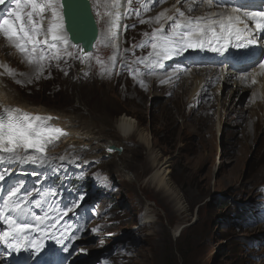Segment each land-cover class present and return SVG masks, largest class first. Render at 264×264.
Instances as JSON below:
<instances>
[{
    "label": "rangeland",
    "instance_id": "obj_1",
    "mask_svg": "<svg viewBox=\"0 0 264 264\" xmlns=\"http://www.w3.org/2000/svg\"><path fill=\"white\" fill-rule=\"evenodd\" d=\"M162 2L154 11H141L139 17L134 13L124 16L123 26L127 27H123L120 48L114 52L115 44L113 48L103 33L111 0H92L100 27L92 57L82 63L75 58L80 49L69 47L74 55L64 57L61 53L62 58L51 61L39 79L34 67L0 36L7 47L0 51V58L11 60L4 71L14 97L27 105L75 116L79 125L86 121L94 134L122 148L110 152L101 147L96 150V160L83 167L76 162L81 174L69 173L84 181L73 191L80 198L76 204L83 199L86 186H92L96 197L91 195V199L103 201L102 207L108 206L109 212L97 222L98 232L89 230L77 244L71 259L66 256L57 261L110 264L100 259L112 253V264H264V100L257 109L259 115L254 116L256 96L253 89L236 84L240 75L230 82L215 77L205 97L190 93L183 99V91L174 97L173 88L167 87L173 79L141 70L139 61L150 52L139 47L148 41L144 33L167 26L164 20L155 23L154 18L172 11L175 3ZM184 2L179 4L183 7ZM148 3L153 5L151 0ZM131 7L139 8V0ZM150 18L151 23L139 22ZM261 62L264 52L240 73L249 75ZM192 67L196 66L188 70ZM11 68L13 75L7 74ZM216 89L219 102L204 105L205 99L213 100ZM126 114L137 121L138 130L123 137L117 123ZM258 118L259 127L254 130ZM151 154L158 155V162L168 161L166 176L179 196L177 201H182L183 212L175 198L168 199L148 183L158 167L150 162ZM41 184L42 180L38 187ZM56 188L48 187L49 195L50 189ZM44 200L38 193L30 202L42 206ZM148 207L152 212L146 221ZM176 225H181L178 235L174 233ZM59 229L55 240L69 247L68 234ZM10 252L0 245V262L19 264Z\"/></svg>",
    "mask_w": 264,
    "mask_h": 264
},
{
    "label": "snow or ice",
    "instance_id": "obj_2",
    "mask_svg": "<svg viewBox=\"0 0 264 264\" xmlns=\"http://www.w3.org/2000/svg\"><path fill=\"white\" fill-rule=\"evenodd\" d=\"M158 2L159 0H153L154 4ZM215 2L224 10L207 16H187L179 7L175 8L174 15H167L166 11L160 12L154 18V22L160 24L161 20H164L168 25L167 31L161 25L151 34L144 33L148 41L139 47H150L152 51L148 55L158 62L161 57L170 58L173 52L179 54L193 49L204 50L207 47L212 52L219 53L228 51L233 41H235L234 46L241 49L256 44L255 33H264V11H245L235 6L229 9L225 0H215ZM133 3L134 0H123L125 10L121 13V0H111L112 10L106 12L111 18V42L115 43L118 39L122 27L119 21L122 16H127L129 13H134L137 17L141 15L139 8L131 7ZM179 3L180 0H177V4ZM185 3H187V11L191 13L196 0H191L190 3L185 0ZM207 3L211 6L212 0H207ZM4 4L5 0H0V5ZM62 8V0H11L10 8L0 9V36L6 40L8 46L22 55L28 65L34 67L36 79L43 75L51 61H59L62 58L61 53L64 57H72L74 54L68 51L69 47H79L71 43L65 31L63 14L60 11ZM143 8L145 11L150 10L147 3ZM152 19H140L139 22L151 23ZM249 20L252 22L251 25L248 23ZM92 55L91 52L81 49L80 55L75 58L84 63ZM139 63L144 64L145 61L141 59ZM258 67L264 69V62L259 63ZM8 74L13 75L11 70ZM252 83H256L255 79ZM0 109H2L0 110V163L8 161L46 167L57 160L65 162L64 155L59 157L48 155L49 148L55 147L61 137L68 135L65 129L52 123L58 117L30 113L20 107L0 105ZM114 150L108 149V151ZM10 174V169L0 170V182L5 181ZM50 194L55 198L59 192L50 189ZM33 195L34 190H25V185L21 181L8 189L7 198L0 206V219L7 225L5 230L0 231V242L13 252H19L23 248L30 254L39 253L43 247L41 239L37 237L29 240L27 233H43L55 239L56 231L60 230L58 227L60 217L67 216L78 207L76 203H71L63 209L53 208L52 212L59 211V216L47 212L44 214L25 212V206L30 203ZM36 207L39 208L41 205L37 203ZM13 212L16 216L10 214ZM64 231L66 232L67 228ZM37 264L40 262L37 261Z\"/></svg>",
    "mask_w": 264,
    "mask_h": 264
},
{
    "label": "bare ground",
    "instance_id": "obj_3",
    "mask_svg": "<svg viewBox=\"0 0 264 264\" xmlns=\"http://www.w3.org/2000/svg\"><path fill=\"white\" fill-rule=\"evenodd\" d=\"M148 1L149 0H139L140 11L146 12L143 8V5L145 3H147L150 7V11L148 10L149 12L154 11L156 9L157 4L159 6L163 4L162 0H159L158 3H155V4L153 3V5L148 3ZM151 1L153 2V0ZM163 1L175 2L174 4L173 3L171 4L173 10L166 11L167 15H171V14L174 15L176 7H179L182 11H185V14L187 16H193V17H199L202 15L207 16L211 13L224 10L222 6H218L216 4L215 0H212L211 6H209V4L207 3V0H203V2H201V0H196V3L193 5V11L191 13L187 11V3L185 2L183 3V7H182L181 4H177V0H163ZM259 1L261 0H225V2H229L231 4V6L228 7L229 9L232 6L240 7L244 5H255ZM182 2L183 0H180V3ZM188 2L190 3L191 0H188ZM91 3H92V0H91ZM92 7H93V4H92ZM108 7H109L108 11L112 10L111 3ZM152 7L153 9H151ZM6 8H7L6 6L0 5V9H6ZM262 8L264 9V5L262 6ZM124 10L125 8L123 5V0H121L120 12L123 13ZM157 15L158 14H156V16ZM124 18L125 17L122 16L119 21L122 27L119 30L117 41L113 43V48H114V44L116 46V49H114V52L115 51L117 52L118 49L120 48L119 43L122 39L121 37H122V32H123V21L125 20ZM110 19L111 18L107 16V24L103 30V33L109 42L111 41L110 40V29H111ZM242 19H247V18L242 17ZM248 23L249 25H251L252 22L249 20ZM167 26L164 27L166 31H167ZM240 26L243 27V25H240ZM255 37L257 40L256 44H253V45H250V46H247L241 49V48L235 47L234 46L235 41H233V43L229 45V50L226 52H219V53L212 52L209 48L206 47L204 50L193 49V50L183 51L179 54H177L176 52H173L170 58L161 57L158 62L154 57H151L148 54H146V55H143L145 56L144 58L145 63L143 64V67L141 68V70L152 72L153 75H156V76L165 75V76H162L161 78L168 77L169 79H173L171 84L166 83L168 84L167 87L173 88L174 97L181 96L179 95V93L180 91H183L182 92L183 99H185L184 98L185 95L187 96L190 93L193 95L197 94L198 96L203 95L202 97H205L207 93V88H210L212 86V83L215 77L220 76L221 81L230 82L232 79H234L235 76L237 77L240 75V78L237 79L238 82H236V84L244 85L243 87L246 86V88L248 89H253L252 91H254V93H252V95L256 96L257 104H255L256 102L253 104L254 108H253L252 113L254 114V116L255 115L258 116L259 112H257L258 111L257 109L259 106L260 107L263 106L261 99L264 100V69L255 67L254 70L248 75L247 81H244V76H246V74L240 73L246 70V65L256 61L259 55L264 52V33L256 32ZM0 41H1L0 51H6L7 47L3 44L4 41L1 39ZM145 48H149L150 52L152 51L150 47H145ZM8 61H11L10 58H6V59L0 58V65H2V67H0V105L9 106V107H20L24 111H27L30 113L51 115L53 117H58V119L53 120L52 123L55 124L56 126H59L65 129L68 135L65 137H61V139L56 143L55 147H50L48 150V155L54 156V157H59L60 155H64L66 157L65 162H59L58 160L55 162L59 163V165L65 168V171L67 173L71 172L72 170L79 169L78 165L73 166L75 161H78V163L83 167L86 163L90 162L91 160H96L99 157V155L97 156L95 155L97 149H100L101 147L110 149L109 146L113 144L112 140L104 141L105 136L102 137L101 135H99V133L94 134L88 122L83 121L79 125V123L76 122L77 119L75 116H71L65 113H60V112L57 113L58 111L56 112L48 111L41 105L39 106H34L30 104L27 105L26 102L20 101L19 97H14L13 92L10 91L11 86L7 85V79L5 77L6 73L4 69L8 67L7 66ZM11 65H14V63L11 62ZM191 65H194L196 67H192L188 70V68ZM10 70H12V68ZM189 77H191L190 80L187 79ZM253 79H255L256 83H252ZM148 82H149V79L147 80V83ZM173 86H177V87H173ZM215 91L217 92V89ZM213 95H214L213 100L209 101L205 99L206 104L204 105L210 107V106H213L214 104H217V102H219L220 99H219L218 92L217 94H213ZM254 99L255 98H253V100ZM259 120L260 119L258 118L256 122L254 121V126H253L254 130L258 129L257 127H259V122H258ZM117 128L123 137H128L131 134H134V132L138 130V124H137V121L133 117H130L129 115L126 114V115H122L118 119ZM141 138L144 139L143 135L141 136ZM147 144H149L148 140H147ZM114 145L116 147L114 151L120 152L122 150V148L118 147V145L117 146L116 144ZM118 148H121V149H118ZM106 151L108 150L106 149ZM149 158H150V162L152 163V165L153 166L156 165L158 167H157V170L156 171L154 170L152 174L149 176V178L147 179L148 183L158 188V190H161L165 194V196L168 197V199L171 200L175 198L178 210L183 212L184 206L183 204H181L182 201L180 200L177 201V197L179 196L175 193L173 189H171L170 181L168 180V177L166 176L167 173L169 172V170H167L166 168L169 166L167 165L168 161L158 162V155H155V154H151ZM0 165L10 166V167L16 166L18 169H24L25 167H30L33 169L34 167L37 166V165L30 164V163H10L8 161L0 163ZM151 212H152L151 207H148L144 214L143 219H145L146 221H149L151 217L150 215ZM180 231H182L181 225H176L174 228L175 235H178ZM32 235H33V238L39 237L41 241L43 240L42 245H45L44 248L42 247L43 249L41 248L39 253L30 254L28 250L21 249L19 252H13V251L10 252L9 256H16L17 254H22L24 256L20 257V261L26 259L23 261V263L30 262V264H37L36 262L37 259L39 260V258L47 256L49 253L53 254L51 258L54 257V255L57 253V251L53 249L54 242L56 240L53 238H50V235L45 236L43 233H37V232H29L27 234V238L29 240L33 239ZM60 244L62 245L61 242ZM0 245L3 247H6L2 242H0ZM65 248L67 249L68 247H65ZM29 259H33L34 261L29 260ZM47 259L48 257L39 261L40 264H43L44 262H46ZM0 264H6V263L0 262Z\"/></svg>",
    "mask_w": 264,
    "mask_h": 264
},
{
    "label": "water",
    "instance_id": "obj_4",
    "mask_svg": "<svg viewBox=\"0 0 264 264\" xmlns=\"http://www.w3.org/2000/svg\"><path fill=\"white\" fill-rule=\"evenodd\" d=\"M63 19L70 41L90 52L99 33L91 0H62ZM116 149L114 144L109 146ZM121 149V148H118Z\"/></svg>",
    "mask_w": 264,
    "mask_h": 264
},
{
    "label": "clouds",
    "instance_id": "obj_5",
    "mask_svg": "<svg viewBox=\"0 0 264 264\" xmlns=\"http://www.w3.org/2000/svg\"><path fill=\"white\" fill-rule=\"evenodd\" d=\"M90 189V191H92V188H89ZM93 196H95L94 195V192H93ZM96 197V196H95ZM92 201V200H91ZM95 201V209H96V214L95 215H93L92 216V219L85 225V231L83 232V234H82V236L80 237V238H78L77 240H72V245H71V247L65 252V254H66V256H68L70 259H71V253H72V251L76 248V246H77V244L81 241V240H83V238L86 236V234H87V232L90 230L91 232H93V233H97L98 231L97 230H95V228H96V224H97V222H99L100 220H102V219H100L101 217H103V215H106L107 216V214H108V212H109V208H108V206L106 207V206H104V207H102L103 205H104V202L103 201H100L99 203H97V199H95L94 200ZM93 203V202H92ZM73 238H74V236H73ZM72 238V239H73ZM71 240V239H70ZM66 250V249H65ZM12 251V250H11ZM111 254L112 253H105L104 255H103V257L100 259V262L102 263V262H109L110 264H112L113 262H112V260L110 259V257H111ZM66 256H65V258H66ZM54 264H61V263H59L58 261H55L54 262Z\"/></svg>",
    "mask_w": 264,
    "mask_h": 264
}]
</instances>
